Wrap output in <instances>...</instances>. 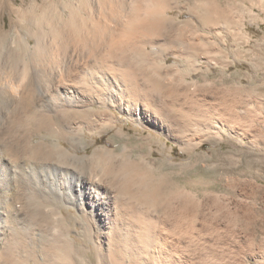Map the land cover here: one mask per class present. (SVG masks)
I'll return each mask as SVG.
<instances>
[{"label": "bare ground", "instance_id": "1", "mask_svg": "<svg viewBox=\"0 0 264 264\" xmlns=\"http://www.w3.org/2000/svg\"><path fill=\"white\" fill-rule=\"evenodd\" d=\"M11 1L0 2V18L9 16L0 35H13L9 49L0 51V264H56L59 252L68 254L66 247L80 250L71 233L78 228L101 264H185L180 243L207 242L225 221L242 223L235 241L253 238L255 218L245 212L209 221L200 205L186 201L179 211L153 213L150 208L165 196L161 187L146 191L141 161L121 158L117 148L96 144L91 154H79L110 130L127 135L122 120L104 106L155 126L189 154L228 127L246 132L245 125L258 133L260 106L249 103L242 87L219 102L198 92L199 80L185 78L203 60L222 63L214 56L213 39L222 28L211 30L240 20L229 5L186 0L192 13L201 12L195 21L179 18V0H81L63 6L54 0ZM173 10L179 14L170 15ZM39 12L47 17L44 25L31 22L30 15ZM170 55L176 62L166 65ZM96 162L108 168L97 169ZM37 202L40 217L34 214ZM69 207L77 214L64 213ZM250 249L261 258L257 264H264V251Z\"/></svg>", "mask_w": 264, "mask_h": 264}, {"label": "rangeland", "instance_id": "2", "mask_svg": "<svg viewBox=\"0 0 264 264\" xmlns=\"http://www.w3.org/2000/svg\"><path fill=\"white\" fill-rule=\"evenodd\" d=\"M31 1L33 0H12L11 2L17 5L25 2L24 5H28ZM36 1L39 4H44V1L45 4L49 2L48 0ZM54 1L63 6V4L77 3L81 0ZM83 1L89 2V0H82L83 4ZM181 1L183 2L181 3ZM188 1L191 2V0ZM185 2L186 0H179L181 7H183L181 9L184 10L181 12L182 14H179L178 10H173L170 15L178 13L181 20L191 18L196 21V15H200V10L195 8V12L192 13L188 9L191 3L186 4ZM215 2L221 4L223 8H228L229 5L234 14L239 15L237 18L240 19L236 23H226L227 25L221 23L216 29L210 27L212 32L214 30L218 32L222 28L220 33L215 34L214 31L213 39L218 49V54L214 56L218 57L217 59L223 64H211L208 60H203L199 62L198 69L193 70V72L189 71L190 73L188 72L185 78L195 80L197 84L199 80L201 86H197L198 92L202 95L206 94L208 98L217 99L219 102L224 95L229 96V90L242 87L240 90L245 94L243 96L249 100V103L254 105L255 103L250 100H256L260 106L256 116L258 124L260 123L259 132L249 131L245 125L246 132L243 130V126L235 127L234 129L237 131L228 127V130L204 141L197 150L189 154L173 137L166 136L155 126L135 123L115 108L104 106V109L107 108L109 112L122 120L119 126L124 127L127 135L119 137L115 135L113 130H110L101 137H95L94 143L90 145L92 147L89 146L90 148L88 147L86 151L81 150L79 154L86 153L89 155L96 144L106 145L117 148L121 158L128 159V161L132 160L131 163L133 162V164L141 161L145 176L140 177V179L147 184V187L144 184L146 191L153 193L154 190L161 187L165 195L163 199L161 198V205L157 204L158 206L150 208L153 213H159L162 210H167V208L178 210L182 203L190 201V203L195 202L200 205L199 210L206 214L209 221L213 217L227 214L229 211L240 214L245 212V215L248 216L253 215L255 224L252 225L251 231L254 235L250 240L247 238L241 242L235 241L239 239L237 237L241 234L237 227H240L242 223L234 220L225 221L220 224L221 226H218L217 230L206 237L207 242L203 243L198 238L192 239L193 242L183 240L180 243L181 247L180 250L178 249V253L180 258L186 260L185 264H257L261 258L252 255L251 252L253 251L250 247L252 245L255 248L254 252L264 251V0H256L254 4L252 0H215ZM32 15L34 16V13ZM32 15H30L32 17L30 18L31 22L34 21L38 25L46 24V15L40 12L36 13L37 16L33 17ZM11 17L17 18L14 15ZM27 18H25L26 23H29L30 19ZM56 18L55 16L54 19ZM3 22L8 24L9 16L3 15L0 18V24L4 25ZM9 37L5 38V36L0 35V51L8 50L11 46L13 35ZM174 62L176 59L170 55L166 60V65ZM243 104L245 108H248L247 104ZM140 133L143 135H138ZM149 135L158 139L154 141V139L145 138ZM87 136L93 137L89 132H87ZM35 139L37 138L35 137ZM63 144L69 147V144L65 142ZM124 144L126 149L122 150ZM95 164H98L95 166L97 169L105 170L108 168L106 163L96 162ZM87 167L85 166V168ZM127 173L130 177L131 173L129 171ZM133 186H137L132 188L135 189L134 191L138 190L139 185ZM36 205V213L34 212V214L40 217L43 214L42 205L39 202ZM63 211L68 215L77 214L76 209L72 207L64 208ZM226 222L227 227L224 225ZM213 223L216 222L213 221ZM78 230L79 232L72 231L71 233L75 242L81 246L80 250L76 249L77 246L66 247L67 251L69 250L68 254L59 252V256H61L57 257L56 264H101L89 251L88 245L85 246L87 243L83 237L79 236L80 228ZM219 235L221 238H218ZM141 262L140 264H153L144 259Z\"/></svg>", "mask_w": 264, "mask_h": 264}]
</instances>
